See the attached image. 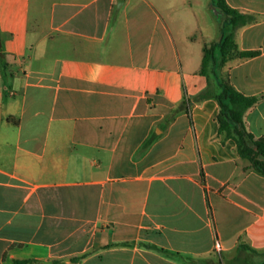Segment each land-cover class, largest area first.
I'll return each instance as SVG.
<instances>
[{"label": "crops", "instance_id": "1", "mask_svg": "<svg viewBox=\"0 0 264 264\" xmlns=\"http://www.w3.org/2000/svg\"><path fill=\"white\" fill-rule=\"evenodd\" d=\"M115 2L0 0V264L261 262L264 176L218 135L199 73L212 0ZM225 2L255 16L235 40L258 51L225 71L259 96L264 0ZM243 121L264 137V98Z\"/></svg>", "mask_w": 264, "mask_h": 264}, {"label": "trees", "instance_id": "2", "mask_svg": "<svg viewBox=\"0 0 264 264\" xmlns=\"http://www.w3.org/2000/svg\"><path fill=\"white\" fill-rule=\"evenodd\" d=\"M212 4L221 12L219 18H223L219 27L220 38L217 42L203 46L199 73L212 76L219 89L214 96L219 106L218 135L225 139H231L235 144L238 156L248 162V168L264 176V137H255L251 134L243 121L245 112L263 99L264 93L259 96H246L240 93L231 85L225 71V67L230 61L247 59L258 54L257 50H240L235 40L237 29L254 22L255 16L230 7L225 0H212ZM207 95L206 92H202L194 99L200 100ZM145 247L168 256L174 255L152 244H147ZM190 260L193 264L194 260ZM27 262L18 261L21 264ZM197 262L208 264L209 261L208 259H199ZM247 264H264V260L259 263Z\"/></svg>", "mask_w": 264, "mask_h": 264}, {"label": "rangeland", "instance_id": "3", "mask_svg": "<svg viewBox=\"0 0 264 264\" xmlns=\"http://www.w3.org/2000/svg\"><path fill=\"white\" fill-rule=\"evenodd\" d=\"M59 1L60 0H32V5L34 6V8H36L37 5H43L44 7H47L49 5H52L54 2ZM207 3L208 0H183L181 2L180 0H116L115 5H206ZM205 21L209 23L215 21L214 13L206 10ZM222 21L223 18H219V22ZM251 262L253 261L249 259V262L248 260H246L245 262H241L240 264H247Z\"/></svg>", "mask_w": 264, "mask_h": 264}, {"label": "water", "instance_id": "4", "mask_svg": "<svg viewBox=\"0 0 264 264\" xmlns=\"http://www.w3.org/2000/svg\"><path fill=\"white\" fill-rule=\"evenodd\" d=\"M118 6H119V5H118ZM210 7H211L212 12L214 13V15H215L217 18L221 17V12H220L218 9H216V8L213 6L212 3L210 4Z\"/></svg>", "mask_w": 264, "mask_h": 264}]
</instances>
